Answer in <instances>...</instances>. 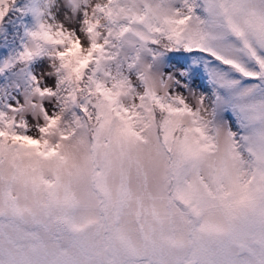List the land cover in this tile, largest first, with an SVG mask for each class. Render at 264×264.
Returning <instances> with one entry per match:
<instances>
[{"label": "snow or ice", "instance_id": "snow-or-ice-1", "mask_svg": "<svg viewBox=\"0 0 264 264\" xmlns=\"http://www.w3.org/2000/svg\"><path fill=\"white\" fill-rule=\"evenodd\" d=\"M0 264H264V0H0Z\"/></svg>", "mask_w": 264, "mask_h": 264}]
</instances>
